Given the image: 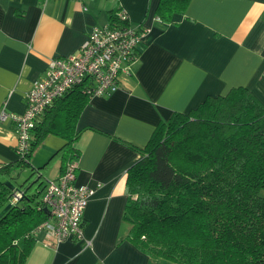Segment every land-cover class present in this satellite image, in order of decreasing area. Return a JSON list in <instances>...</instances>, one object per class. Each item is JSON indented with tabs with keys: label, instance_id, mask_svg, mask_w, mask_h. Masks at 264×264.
Here are the masks:
<instances>
[{
	"label": "crops",
	"instance_id": "1",
	"mask_svg": "<svg viewBox=\"0 0 264 264\" xmlns=\"http://www.w3.org/2000/svg\"><path fill=\"white\" fill-rule=\"evenodd\" d=\"M157 3L0 0V111L23 113L25 94L49 60L76 53L93 26L112 21L113 7L132 25L149 26L131 74L109 96L89 99L76 120L70 144L79 152L76 183L96 188L84 209V239L55 247L35 241L23 264H174L126 238L125 183L128 168L142 157L138 149L160 121L189 112L208 95L244 86L264 104V0H190L169 23L155 19ZM16 142L14 123L0 122V166L18 158ZM66 142L50 133L33 151L30 165L42 168L41 180L57 178L74 155L64 153Z\"/></svg>",
	"mask_w": 264,
	"mask_h": 264
},
{
	"label": "trees",
	"instance_id": "2",
	"mask_svg": "<svg viewBox=\"0 0 264 264\" xmlns=\"http://www.w3.org/2000/svg\"><path fill=\"white\" fill-rule=\"evenodd\" d=\"M189 2L158 0L155 16L169 23ZM88 101L79 87L56 100L36 123L26 155L0 166V211L22 194L0 216V264H23L32 229L49 216L42 202L47 179L31 167L33 151L51 133L66 138L65 154L79 156L70 144ZM138 151L125 183L128 240L174 264H264V104L250 89L233 87L174 112ZM26 169L38 176L20 184L15 174Z\"/></svg>",
	"mask_w": 264,
	"mask_h": 264
},
{
	"label": "built area",
	"instance_id": "3",
	"mask_svg": "<svg viewBox=\"0 0 264 264\" xmlns=\"http://www.w3.org/2000/svg\"><path fill=\"white\" fill-rule=\"evenodd\" d=\"M148 31L144 23L132 25L128 14L119 8L111 22L90 29L87 41L76 53L52 57L44 76L34 80L26 92L24 112L0 111V122L10 119L15 125L18 158L26 155L37 119L54 101L76 87L89 99L117 91L121 76L130 75L138 61ZM77 157H70L61 174L45 182L42 202L49 216L32 229L31 235L46 247L84 239V209L96 188L76 183ZM21 195L16 191L10 202Z\"/></svg>",
	"mask_w": 264,
	"mask_h": 264
},
{
	"label": "rangeland",
	"instance_id": "4",
	"mask_svg": "<svg viewBox=\"0 0 264 264\" xmlns=\"http://www.w3.org/2000/svg\"><path fill=\"white\" fill-rule=\"evenodd\" d=\"M27 171H28V170H27ZM28 176H31L32 179H35V178H36V175H35V174H34V175L31 174V170H30V169H29V171H28V174H25V173L22 172V171H21L20 173L15 174L16 181H17L18 183H20V184H22Z\"/></svg>",
	"mask_w": 264,
	"mask_h": 264
},
{
	"label": "water",
	"instance_id": "5",
	"mask_svg": "<svg viewBox=\"0 0 264 264\" xmlns=\"http://www.w3.org/2000/svg\"><path fill=\"white\" fill-rule=\"evenodd\" d=\"M12 206V203L9 202L1 211L0 216H2L10 207Z\"/></svg>",
	"mask_w": 264,
	"mask_h": 264
}]
</instances>
